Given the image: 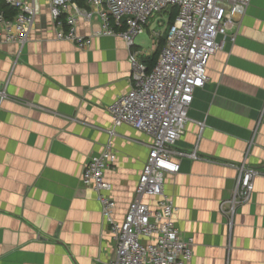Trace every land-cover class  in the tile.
I'll use <instances>...</instances> for the list:
<instances>
[{
  "label": "crops",
  "instance_id": "0c3cea01",
  "mask_svg": "<svg viewBox=\"0 0 264 264\" xmlns=\"http://www.w3.org/2000/svg\"><path fill=\"white\" fill-rule=\"evenodd\" d=\"M37 8L31 42L0 46V264L107 263L115 243L81 177L112 144L117 159L106 180L122 221L152 143L130 125L111 135L109 107L132 89L131 51L119 37H96L86 49L58 40L48 6ZM79 24L89 36L93 25ZM151 24L152 45L133 48L143 64L164 37ZM237 35L209 61L211 80L175 148L200 159L181 158L180 172L166 175L175 223L194 239L192 264H264V0L252 1ZM242 167L260 175L232 216Z\"/></svg>",
  "mask_w": 264,
  "mask_h": 264
},
{
  "label": "built area",
  "instance_id": "2783aa9c",
  "mask_svg": "<svg viewBox=\"0 0 264 264\" xmlns=\"http://www.w3.org/2000/svg\"><path fill=\"white\" fill-rule=\"evenodd\" d=\"M16 10L9 16L0 11V46L16 44L20 49L31 42L38 18V3L48 6L58 40L79 49L90 48L96 37H119L131 51L132 89L109 107L113 129L122 125L152 139L134 199L122 221L115 217L117 204L106 173L117 154L112 144L86 164L81 181L93 188L110 228L114 257L103 264H192L194 239H184L175 223L177 208L166 194L167 174L180 172L181 158L199 160L197 151L175 148L186 134L196 93L210 81L212 57L237 41V27L253 0H1ZM178 11L169 26L159 60L153 70L133 52L138 37L158 14ZM93 25L89 36L79 23ZM98 25V28H94ZM0 98H7L0 91ZM260 171L242 167L237 189L230 202L232 216L241 203L251 201Z\"/></svg>",
  "mask_w": 264,
  "mask_h": 264
},
{
  "label": "trees",
  "instance_id": "16d2710c",
  "mask_svg": "<svg viewBox=\"0 0 264 264\" xmlns=\"http://www.w3.org/2000/svg\"><path fill=\"white\" fill-rule=\"evenodd\" d=\"M78 2L81 5H84L85 0H73ZM4 11L6 14H8L9 16H13L16 14V10L11 8L10 6L6 5L5 3H3L0 0V11ZM178 14V11L176 8H173L169 11L168 15H169V26L174 22V20L176 19ZM166 42V38H163L160 40L159 46H158V50L157 52L149 59L147 60V62L145 63L148 66L149 71L153 70L154 67L156 66L159 57L161 55L162 49L165 45Z\"/></svg>",
  "mask_w": 264,
  "mask_h": 264
},
{
  "label": "rangeland",
  "instance_id": "374dc122",
  "mask_svg": "<svg viewBox=\"0 0 264 264\" xmlns=\"http://www.w3.org/2000/svg\"><path fill=\"white\" fill-rule=\"evenodd\" d=\"M169 25V15L168 13L158 14L155 18L152 19L151 29L155 30L156 32H160L161 35L163 34V38H166L167 31ZM152 37L148 32H145L142 36L138 37L136 40V44L139 45H152ZM139 60V59H138ZM211 80V78H210ZM210 82V81H209Z\"/></svg>",
  "mask_w": 264,
  "mask_h": 264
}]
</instances>
